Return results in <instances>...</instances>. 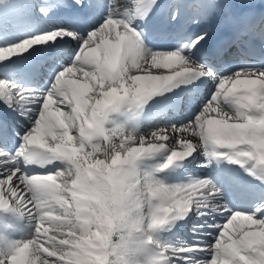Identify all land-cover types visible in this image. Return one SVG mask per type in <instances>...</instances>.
<instances>
[{"label": "snow or ice", "instance_id": "snow-or-ice-1", "mask_svg": "<svg viewBox=\"0 0 264 264\" xmlns=\"http://www.w3.org/2000/svg\"><path fill=\"white\" fill-rule=\"evenodd\" d=\"M140 2L132 0L137 12ZM158 2L151 0L146 12L129 19L125 12L131 10L123 9L121 0H108L106 14L101 12V0H56L52 7L78 9L73 22L81 28L55 27L0 47L3 64L14 57L27 59L37 51L54 50L49 58L55 59L62 55V45L75 42L68 61L53 70L46 89L0 79V104L31 125L15 133L19 146L13 153L7 150L11 123L0 119V213L27 217L34 223L31 238L0 250V264H90L92 255L63 242L68 232L57 228L62 209L49 192L61 186L58 194L63 195L65 180L70 185L78 168L89 166L105 183L109 169L133 170L144 193L139 204L145 210L143 225L113 233L115 251L109 249L106 264H202L198 256L204 251L211 252L207 264H264V205L254 212L233 211L222 202V189L212 180L169 186L139 172L140 162L156 154H168L159 169L164 171L200 151L209 161L226 158L247 167L250 174L264 173V68H240L225 76L196 58L209 31L185 39L186 25L206 19L205 13L218 4L215 0L187 3L199 10L188 20L182 18L185 2L175 0L168 25L176 29L180 43L171 50H152L136 20L146 21ZM257 37L264 41V19L250 22L235 39L218 44L210 54L219 62L229 49L254 56ZM203 81L215 83L216 90L186 124L152 130L147 136L106 127L109 117L125 106L142 108L157 96ZM113 160L118 161L115 166ZM57 164L61 166L46 174L24 171L30 165ZM260 178L264 180V175ZM68 200L72 203L70 196ZM148 201L154 205L150 213ZM191 212L202 218L197 228L205 237L220 229L214 243L208 240L205 248L202 243L173 246L155 240V233ZM225 213V224L212 222ZM137 232L145 234L148 249L151 245L155 249L146 259L137 256L130 261L129 233Z\"/></svg>", "mask_w": 264, "mask_h": 264}, {"label": "bare ground", "instance_id": "bare-ground-1", "mask_svg": "<svg viewBox=\"0 0 264 264\" xmlns=\"http://www.w3.org/2000/svg\"><path fill=\"white\" fill-rule=\"evenodd\" d=\"M192 1L193 0H189V3H192ZM55 2L56 0H28L24 7L25 12H18L19 15L16 21L13 22L10 19H6L4 23L0 22V47L13 45L14 42H21V39L24 37L29 38L51 30L57 27V23H65L67 26L71 25L65 18H60L58 12L59 7H52V4ZM101 2L103 4L101 12L106 14L107 6L105 5L108 4V0H101ZM163 2L171 9V11L173 7H175L173 4L175 0H163ZM215 2H218L216 8H210L205 13V16L213 15L216 9H222L228 13H231V11L235 12V20L237 22H242L246 18L252 17L256 14L264 16V0H215ZM121 3L124 8L134 7L129 0H121ZM1 4L2 3H0V5ZM182 8V14L188 19L196 15L199 11L194 7L190 8L189 5L182 6ZM46 9H48L47 12H45ZM240 9L243 10L240 11ZM58 18L61 20H58ZM203 22L207 23V19H203ZM12 30H14L15 33L10 34L9 32ZM74 47L75 43L71 48ZM70 49L63 51L62 55L50 60L44 59L42 54L47 53L52 55L53 51H51V53H49V51H37L27 59L14 57L12 61H8V65L0 70V79H7L16 83L19 82L25 87L39 88L42 90L46 89L50 85L53 70L57 68L58 63H66L68 61ZM35 65H39L37 69ZM226 71L227 70H225V72ZM226 75L227 74H225V76ZM215 85L216 84L213 82L209 84L207 90L199 97H192L191 95L184 94L181 89L178 88L174 92L164 93L155 97L142 108L125 106L117 111L119 113H126L125 117H118V129L124 130V126L131 122V120L135 119V121H137V129H134L129 125L124 131L133 133L137 136L142 134L147 136L152 130L167 128L171 125H176L177 123L193 119L201 110L206 98L210 95V88H213ZM166 105L169 106L166 107ZM158 110L161 111L156 113ZM134 111L135 113L132 117V112ZM129 114H131V117H129ZM115 117L116 115L113 118ZM0 119H7L11 123V128L9 129L11 139L7 143V150L14 153L16 146L19 143V137H17L15 133L22 132L31 125L27 123L23 117H19L3 104H0ZM20 123L21 126L19 125ZM111 123L113 122L110 119L107 124ZM167 155V153H159L141 161L138 166L140 174L142 176L149 174L153 175L159 171L162 164L166 162ZM201 160H204V162H200ZM205 163H207L208 166L202 167L201 165ZM228 165L237 166L238 164L230 162L226 158H223V160L219 162L215 159L209 161L208 158L205 159V155H203L202 152L198 151L187 160L179 162L169 169L160 171L161 177L156 178L166 185L180 186L202 179L199 176L206 173L209 176V180L214 181L222 189L220 199L224 204H228V207L233 211L254 212L258 206L264 205V187L260 191H244L237 183H235L236 181L227 171L226 166ZM60 166L61 165L59 164L55 166L48 165L47 167L30 165L27 169L24 167V171L28 175L46 174L55 171L56 168ZM241 167V172L244 175L250 176L251 178L260 180L264 183V180L260 178L264 173L256 170V175H253L249 173L247 167ZM185 172L190 173L188 174L190 175V178L183 177L182 173L185 174ZM163 179L168 180V182L163 181ZM225 191L231 194L230 197H223V194L226 193ZM227 215V213L224 215H217L212 222L216 225L222 226L227 221ZM0 222H2V224L0 223V250L6 249L13 241L26 240L31 238L34 234V223L27 217L19 219L15 214L8 213L4 215V213H0ZM201 223L202 218L198 217L195 212H191L186 218L173 221L166 226L165 229L155 233L154 238L159 243L170 244L173 246H180L182 244L190 245L191 242H199L206 248L208 240L212 243L215 242V237L218 235L220 229L214 228L211 235L205 237L203 231L197 228V225ZM173 227L177 229L176 234H173L170 231ZM193 228L194 232L192 231ZM2 235L4 239H2ZM152 246L155 247V245ZM150 250H154V248H151ZM141 257L146 259L147 254L142 253ZM198 259L202 264H207L211 259V252H201Z\"/></svg>", "mask_w": 264, "mask_h": 264}, {"label": "clouds", "instance_id": "clouds-1", "mask_svg": "<svg viewBox=\"0 0 264 264\" xmlns=\"http://www.w3.org/2000/svg\"><path fill=\"white\" fill-rule=\"evenodd\" d=\"M118 163L113 160V165ZM98 165L103 161H98ZM92 166L78 168L77 175L70 181L65 180L63 195L58 194L61 186L50 189L52 198L60 204L61 216L58 229L68 232L64 243H72L77 249L92 255L90 264H106L109 249L115 251L112 244L113 233L126 228H139L143 225L145 210L139 207L143 190L137 187L133 170L109 169L108 182L101 180L92 170ZM97 172L103 176L99 167ZM71 197L72 203L68 197ZM147 211L150 213L154 205L150 201ZM133 243L128 249L129 260L135 261L141 254H150L144 243L145 234L129 233ZM139 250V251H137ZM94 253H99L93 255Z\"/></svg>", "mask_w": 264, "mask_h": 264}, {"label": "rangeland", "instance_id": "rangeland-1", "mask_svg": "<svg viewBox=\"0 0 264 264\" xmlns=\"http://www.w3.org/2000/svg\"><path fill=\"white\" fill-rule=\"evenodd\" d=\"M27 2H28V0H0V3H2L1 5H0V22L1 23H4L5 22V20L6 19H10L11 21H16V19L18 18V12H20V13H23V12H25V10H24V7L26 6V4H27ZM49 31V30H48ZM10 34H12V33H15V31L14 30H12V31H10L9 32ZM26 38H28V37H24V38H22L21 40H24V39H26ZM13 44H17V42H14ZM8 63V61H6V62H4L3 64H0V70H2V68H4L5 66H6V64ZM51 83V82H50ZM210 97H208L207 99H209ZM206 99V100H207ZM131 110V109H130ZM130 110H129V113H130ZM134 113H135V111L134 112H132V117H133V115H134ZM127 114H128V112H127ZM116 115V117L115 118H113L114 116ZM126 116V113H119V112H115V113H113L110 117H109V120L111 119V121L113 122V123H111V124H107L106 125V127L109 129V131H111V130H113V129H118V126H119V121H118V117L120 118V117H125ZM20 117V116H19ZM129 117H131V114H129ZM137 118V117H136ZM108 120V121H109ZM189 120H191V119H189ZM189 120H186V122L185 121H183V122H180V123H177L176 124V126H179V125H183V124H185V123H188V121ZM137 121H135V119H133V120H131V122H129V123H127L125 126H124V130H126L127 129V127L129 126V125H131L132 126V128H134V129H137V123H136ZM20 126H21V123L19 124ZM30 127V126H29ZM28 128V127H27ZM26 128V129H27ZM155 128V127H154ZM25 129V130H26ZM24 131V130H23ZM22 131V132H23ZM21 132V133H22ZM75 134V133H74ZM19 146V143L17 144V146H16V148ZM197 153V152H196ZM195 153V154H196ZM207 157L205 156V159H206ZM200 162H204V160H201ZM197 165V164H196ZM165 174H167V173H165ZM183 174V177L184 178H190V175H188V174H190V173H187V172H185V174L184 173H182ZM153 176H155V177H161V173H160V171H157L156 173H154L153 174ZM200 178H202V179H206V178H208L209 179V176L206 174V173H204V174H201L200 176H199ZM163 181H166V182H168V180H166V179H163ZM4 215H6V214H4ZM197 215V214H196ZM19 219H22V217H19L18 215H16ZM1 224H2V222H0ZM199 225V224H198ZM192 231L194 232V228L192 229ZM198 238V237H197ZM2 239H4V237H3V235H2ZM196 243H199V242H191V244L190 245H193V244H196ZM203 247H204V245H202ZM149 248L151 249V248H154L155 249V247H153L152 245L151 246H149ZM97 253H94L93 255H96Z\"/></svg>", "mask_w": 264, "mask_h": 264}]
</instances>
